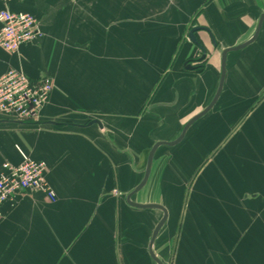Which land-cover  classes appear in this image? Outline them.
I'll list each match as a JSON object with an SVG mask.
<instances>
[{"label":"crops","instance_id":"1","mask_svg":"<svg viewBox=\"0 0 264 264\" xmlns=\"http://www.w3.org/2000/svg\"><path fill=\"white\" fill-rule=\"evenodd\" d=\"M172 2L23 0L9 6L37 18L43 37L15 54L0 48V78L20 70L32 81L52 80L37 122L57 125L1 123L0 172L6 162L21 163L19 148L46 163L57 200L29 191L3 206L0 264H157L150 244L164 213L134 208L127 198L144 180L154 146L176 141L212 103L223 52L251 40L264 15V0ZM186 24L208 31L197 32L195 44L192 28L186 46ZM263 31L264 25L253 44L228 54L217 104L180 144L158 149L146 186L132 198L167 210L153 245L163 264L172 251L174 264H264V102L255 103L264 95L260 54L254 68L235 70L242 82L228 99L240 119L223 124L221 135L229 137L222 147L214 134L208 148L196 138L183 146L222 100L233 75L230 57L251 51ZM199 46L209 56L206 69L187 70Z\"/></svg>","mask_w":264,"mask_h":264},{"label":"built area","instance_id":"2","mask_svg":"<svg viewBox=\"0 0 264 264\" xmlns=\"http://www.w3.org/2000/svg\"><path fill=\"white\" fill-rule=\"evenodd\" d=\"M5 9L0 11V48L8 54L17 53L23 45L43 37L40 23L31 14L13 12L9 6L23 0H0ZM54 91L50 79L32 81L20 70H11L0 78V116L18 122H37ZM22 161L19 165L6 162L0 172V221L2 208L14 205L26 192H41L51 202L57 196L48 185V166L32 159L18 148Z\"/></svg>","mask_w":264,"mask_h":264},{"label":"rangeland","instance_id":"3","mask_svg":"<svg viewBox=\"0 0 264 264\" xmlns=\"http://www.w3.org/2000/svg\"><path fill=\"white\" fill-rule=\"evenodd\" d=\"M172 3H173L172 0H170V4H172ZM197 25H199V24H186L185 25L184 34H183V41L186 44V46L190 44V41L188 39L189 31L192 28H194L195 26H197ZM255 26L256 25L254 24L252 29H251V31H250V35H252L254 33ZM201 54H202L201 51L197 50L195 52V55L193 56V59L198 58L199 56H201ZM259 54H260V89L264 88V31H263V35L260 38L259 44L256 45L255 47H253V49L251 51H244L242 53L235 54V55H232L230 57L229 67H231L230 73H232L233 75L231 76V78H229V81H228V84H227V87H226V92H225L222 100L219 102L217 107L211 112V114L209 116H207L205 119H203L195 127V129L193 131H191L190 134H192V135L188 139V141L183 145L184 148L186 147V144H188V143L191 144V142L195 138L197 139V141L199 142V144L201 145L202 148H208L209 136L212 135V134L216 135V137H217L218 149H220L222 147V145L225 143L226 139L229 137L228 135H226V136H222L221 135L222 133H224L223 130L225 129V126L223 124L225 122L232 121V119H236V120L240 119V118L237 119L239 117V115H236L233 110H230L232 105H230L231 100L228 99V96L230 94H234V93H231V92H233V89L236 90V88H239L240 84L242 82V78H241L242 76H240L239 73H238V76H237V74L235 73V70L236 69H238V70L240 69L241 70L243 65H245V66H249L250 65L251 68H249V69H252V65H253V68H254V66L256 64L254 59ZM190 55H191V52H189L188 55L186 56V60H187V58ZM208 62H209V56L207 54V60L205 61L206 66H207ZM253 62H254V64H253ZM174 63H176V62H174ZM200 71H203V70H200ZM234 74H236V75H234ZM234 95L236 96L237 93H235ZM259 101H260V107H261L263 105V102H264V95L261 96L260 99H258L255 103H259ZM206 105L205 106H201L199 108V110H197V111H201V110L205 109ZM251 111H253V109H251L248 113H251ZM212 117H214V118L212 119V121L209 122L208 120L210 118H212ZM187 118H188V116L185 118V122H187ZM213 127H217L216 130L213 129ZM211 129H212L213 132H210ZM214 131H216V133H214ZM209 133H211V134H209ZM219 138L223 139V140L220 141ZM163 152H164V149H163ZM169 156H171V154H168V155H163L162 154V155H160V157L158 158V163L157 164L161 165V163L164 162L165 158H167ZM191 185L189 186V189H191L190 188ZM144 192L142 193L143 196H144ZM161 192H162L161 189L160 190L156 189V194H157L156 197L157 198H160L162 196ZM187 196H189V190L186 191V198H187ZM158 215H159V217L162 216L161 213H159ZM175 259H176L175 251H172V254L169 256L170 262L168 264H174Z\"/></svg>","mask_w":264,"mask_h":264},{"label":"water","instance_id":"4","mask_svg":"<svg viewBox=\"0 0 264 264\" xmlns=\"http://www.w3.org/2000/svg\"><path fill=\"white\" fill-rule=\"evenodd\" d=\"M263 25H264V15L261 17L260 19V22L257 26V29H256V33L255 35L253 36V38L251 40H249L248 42L238 46V47H235V48H232V49H227L223 52L222 54V73H221V79H220V84H219V88H218V91H217V94L214 98V100L212 101V103L203 111L201 112L199 115L195 116L184 128L182 134L180 135V137L174 141V142H171V143H167V142H161V143H158L154 146V148L151 150L150 152V155H149V159H148V164H147V170H146V174H145V177H144V180L142 181V183L136 188V190L134 192H132L128 198H127V201H128V204L134 208H138V209H144V210H161L163 211L164 213V218L162 219V221L160 222V224L157 226L154 234H153V237H152V240H151V244H150V255L152 257V259L157 263V264H163L157 257L156 255L154 254V251H153V245L158 237V234L160 232V230L162 229L163 225L165 224L166 220H167V217H168V213H167V210L160 206V205H142V204H137V203H134L132 201V198L134 195H136L137 193H139L141 190L144 189V187L146 186L147 182H148V179L150 177V174H151V170H152V165H153V161H154V157H155V154L156 152L158 151V149L162 146H168V147H173V146H176L178 144H180L183 139L185 138L188 130L191 128V126L196 123L197 121H199L201 118H203L204 116H206L214 107L215 105L217 104L221 94H222V91H223V88H224V85H225V81H226V64H227V58H228V54L229 53H232V52H239V51H242L244 49H246L247 47H249L251 44H253L259 37L260 35V32L263 28ZM199 31H208L207 29L205 28H202V27H198V28H194L191 30L190 34H189V37H190V40L197 44V41H196V37H195V34ZM189 63H186V68L187 70H194V68L188 66ZM1 123H15V124H24L23 122H12V121H1ZM35 124H38V125H52V126H56L57 124L56 123H53V122H49V123H38L36 122ZM90 125H98L99 127H102V125L100 124V122L98 121H93L90 123Z\"/></svg>","mask_w":264,"mask_h":264},{"label":"flooded vegetation","instance_id":"5","mask_svg":"<svg viewBox=\"0 0 264 264\" xmlns=\"http://www.w3.org/2000/svg\"><path fill=\"white\" fill-rule=\"evenodd\" d=\"M200 47V51H201V56H199L198 58L192 59L190 60V63L188 64V66L194 68V70H204L206 68V64L205 61L207 60V54L206 51L201 47Z\"/></svg>","mask_w":264,"mask_h":264}]
</instances>
